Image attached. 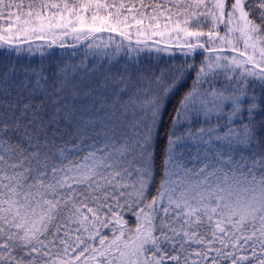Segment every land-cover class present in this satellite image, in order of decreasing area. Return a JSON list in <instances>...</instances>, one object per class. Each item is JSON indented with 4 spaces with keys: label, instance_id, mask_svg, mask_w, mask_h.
<instances>
[{
    "label": "snow or ice",
    "instance_id": "6c2138e0",
    "mask_svg": "<svg viewBox=\"0 0 264 264\" xmlns=\"http://www.w3.org/2000/svg\"><path fill=\"white\" fill-rule=\"evenodd\" d=\"M0 264H264V0H0Z\"/></svg>",
    "mask_w": 264,
    "mask_h": 264
}]
</instances>
